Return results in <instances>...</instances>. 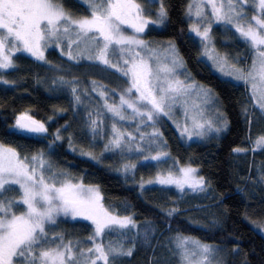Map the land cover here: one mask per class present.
Listing matches in <instances>:
<instances>
[{
    "label": "trees",
    "instance_id": "obj_1",
    "mask_svg": "<svg viewBox=\"0 0 264 264\" xmlns=\"http://www.w3.org/2000/svg\"><path fill=\"white\" fill-rule=\"evenodd\" d=\"M161 3L167 11L162 24L157 17ZM161 3L154 1L150 9L156 23H151L147 29V43L173 44L183 58L189 76L216 93L224 121H227L220 136L188 142L165 114L154 112V119H151L170 158L197 170L209 183L210 191L202 199L179 205L176 200L150 197L144 182L148 172L144 173L133 161L123 172L119 167L129 158L123 159L120 152L122 155H106L101 141L95 140L97 136H93L83 118V114L89 115L83 110L94 111L100 99L84 104L82 94L74 86L84 85L86 81L98 82L115 95L117 91L122 92L121 83L125 87L128 85L127 77L117 76L96 61L93 62L97 64L87 61L77 65L69 62L62 46L58 48L52 44L53 51L48 50L43 61L18 54L13 67L0 71V144L15 149L21 157H28L30 167H37L38 171L37 162L31 157L42 155L44 174L98 188L106 209L120 218H132L134 228L112 232L106 229L101 236L94 235L95 227L91 221L80 217L64 216L57 219L55 225H46L49 237H60L56 243L71 245L79 264H89L90 260L96 259L94 251L88 252L96 244H102L105 250L109 245L132 249L131 256L113 259L110 254L108 264H182L185 247L181 246L179 251L174 245L180 238L218 249L211 264H264V233L260 229L264 225V188L262 186L259 194L254 192L255 196H251L254 185L248 179L250 169L253 177L259 175L261 179L264 158L256 152L250 160V156L245 157L241 151L250 145L260 118L259 111L257 108L255 113L252 111L255 104L250 102L243 84L223 78L201 58L198 43L190 30L191 0H161ZM64 4L76 15H89L81 0H64ZM244 50L243 62L250 52L248 48ZM73 67L79 69L73 70ZM103 97L110 102L109 97ZM22 115L44 124L47 132L16 131V120ZM88 152L93 156H88ZM261 181L264 183L263 179ZM196 203L203 205L201 208L209 207L196 209ZM208 211L214 214L213 221L206 218ZM148 240L150 245L146 243ZM48 246L55 244L50 240ZM161 257L170 259L163 261ZM96 264L104 262L96 260Z\"/></svg>",
    "mask_w": 264,
    "mask_h": 264
},
{
    "label": "snow or ice",
    "instance_id": "obj_2",
    "mask_svg": "<svg viewBox=\"0 0 264 264\" xmlns=\"http://www.w3.org/2000/svg\"><path fill=\"white\" fill-rule=\"evenodd\" d=\"M156 2L161 3V0H156ZM205 2L211 6L212 14L217 21L227 18L231 23L228 14L242 17V12L238 10L237 5L242 9L248 0H235V3L233 0H227V12H224V5H217L215 0H201V4ZM81 3L88 4V16L74 14L65 7L64 0H0V68L13 67L12 52H26L37 60H44V42L59 40L61 36L68 37L72 32H75L77 37V40L72 43L86 40L99 45L102 42V47L96 49V58L104 64L110 63L107 57L109 49L114 45L119 46L120 52L126 50L124 46L147 48L143 40L135 35L126 36L123 31V26L126 25L135 33H142L149 23H156V21L144 18L143 9L137 0H81ZM258 7L264 15V0H258ZM191 10L192 6L189 5V13ZM201 14L202 8L198 4L196 15ZM157 17L161 24L167 18V11L162 3ZM252 21L255 26L250 24L246 30L238 26L237 31L256 50V59L253 61L247 78L252 81L253 95H258V103L264 109V18L257 15L252 17ZM192 31L204 40L210 39V25L203 31L193 26ZM169 48L174 53L171 61L172 67L161 66L157 63L154 69L150 63L151 57L145 59L140 52H134L131 60L123 61L125 65H130L126 69H119L124 76L130 75L131 77V87L126 89V93H131L135 89L139 95L133 101L125 99L122 95L120 106L108 105V111L124 119L121 115V108L127 105L134 113L141 116L146 115L151 120L154 112L166 115L167 101L175 99V94L187 92L190 88H201V94L206 99L211 97V91L203 89L202 86L184 85L179 80H168V74L173 73L176 67L183 66L174 46L170 44ZM113 51L115 52L116 49ZM68 54L71 57V51ZM111 66L116 67L115 64ZM239 71L241 70H237ZM161 73L165 74L163 82H161ZM237 78L245 77L238 76ZM137 102L147 110L141 111ZM198 127L203 128L204 125L201 124ZM226 127L227 121L225 120L223 128L226 129ZM14 128L16 131L29 133L47 132L44 124L26 115L16 120ZM113 130L116 135L111 144L120 148L123 135L115 129V125H113ZM215 131L219 132L221 128L218 127ZM57 138H59L58 135ZM256 143L257 146L264 145V136L258 138ZM162 156H167V153L145 157V159L158 161ZM28 159V157H21L15 149L0 144V264H79L71 245L56 243L60 237H49V231L46 230V225H55L56 218L60 215L71 216L73 219L81 217L91 221L95 226V236H101L106 229L112 232L135 227L131 217L120 218L112 215L103 206L98 188L85 187L83 183L74 184L71 181H64L57 186L52 176L46 178L44 174L45 162L42 155L31 157L33 162H37L39 171L37 167H30ZM127 167L125 166V170ZM132 167L135 166L132 165ZM195 171L191 167L184 168L181 169L182 176L179 179L169 173L167 177H159L157 182L175 184L181 189L186 184L189 187L202 188L203 178L194 179ZM12 185L19 186L18 199L4 196L5 192L12 191ZM21 206L23 209L19 213L14 210ZM50 240L55 244L54 247L48 246ZM188 243L194 244L199 251L202 258L200 264H204L214 251L211 246L201 244L199 241H182L181 246L185 247V259L189 261V264H191L189 256L196 255V251L189 252L186 247ZM93 251L96 259L90 260L89 264H96V260H102L104 264H108L110 254L113 259L118 256L132 255V249L125 250L122 245L119 248L109 245L105 250L102 244H96L94 249H88L89 253ZM80 255L83 256L84 253L81 252Z\"/></svg>",
    "mask_w": 264,
    "mask_h": 264
},
{
    "label": "rangeland",
    "instance_id": "obj_3",
    "mask_svg": "<svg viewBox=\"0 0 264 264\" xmlns=\"http://www.w3.org/2000/svg\"><path fill=\"white\" fill-rule=\"evenodd\" d=\"M154 1L155 3H157L156 0H137V3H139L143 9L144 18L151 21H155L154 18H152V13H150V9L153 8L152 4L154 3ZM215 2L217 3V5L223 4L224 12H227V0H215ZM233 2L235 3V0H233ZM85 4L88 8V4ZM198 4L201 5L202 8V14L200 16L196 15ZM190 5L192 6V10L190 13V30L193 37L196 39V42L198 43L201 58L210 66L213 71L218 73L223 78L235 84H243L247 90L250 102L253 101L255 104V107H253L252 111H254L255 113L256 108L258 109L257 111H259L258 115L260 116V118L255 124V132L254 136L250 138V145H248V148L244 150L242 149L241 151L245 157L250 156V160L251 158L254 159L253 154H255L256 152L264 158V145L257 146L256 143L258 138L264 136V109H262L258 103V95H253L252 81L247 78V74L251 69L253 61L256 59L257 54L251 43L246 40L239 31H237L238 26L244 28L245 30L250 24H252V26H255L254 22L252 21L253 16L261 15V18H264V15L261 14V10L258 7V0H255V3H253V0H248V3L244 5L242 9H240L239 5H237L238 10L242 12V17L235 14H228L231 18V23L228 22L227 18L217 21L215 16L212 14L211 6L206 2L201 4V0H191ZM150 24L151 23L148 24V26L142 33H135L133 29L127 27L126 25L123 26V31L126 36L135 35L138 39L145 42L147 48L137 46H124L126 50L120 52L118 50L119 46L114 45L109 49V55L107 57L110 61L109 64H104L101 60L96 58V49L98 47H102V42L99 45L93 44L92 42L86 40H79L77 43H72V41L77 40L75 32L70 33L68 37L61 36L59 40L53 39L44 42V57H46L48 50L53 51L52 48L54 46H51L52 44H54L58 48H61L62 46L65 49L64 51L67 56L66 58L69 60V62H75V64L77 65V63L79 64L80 62L87 63V61H91L92 63H95L93 61H96L104 66L107 70L115 73L119 77H123V72L119 69H126L130 66L125 65L123 61L131 60L133 58L134 52H140L141 56H143L145 59H149V57H151L150 63L152 64L154 69L157 66V63H159L161 66L167 65L168 67H172L171 61L174 58V53L169 48L170 42H162L159 44H152L151 42L147 43L145 36ZM209 25V40H204L202 37L197 36L196 33L192 31L193 26L199 27L201 31H203V29L205 27H208ZM171 45L173 46V44ZM9 47H11V45H9ZM245 48H248L250 52L246 54V59L243 62L242 57L245 53ZM113 49H116V51L114 52ZM69 51H71V57L68 54ZM18 54L28 55L32 58H35L34 56L26 52H12V63L15 57L19 56ZM90 56L92 58H89ZM180 59L183 62V66L176 67L173 73L168 74V80H179L184 85L202 86L203 89L210 90L212 95L209 99H206L201 94V88L197 87L190 88L187 92L175 94V99H169L165 105V112L167 113L165 116L169 117V119H171L175 123L178 130L188 142L194 141L198 138H201L203 141L213 136L216 138L220 136V132L224 130V117L222 115L220 103H216V101H218L216 99V93L210 88H206L194 81V79L189 76V72L185 66L183 58L181 57ZM112 64H115L116 67H112ZM185 68L188 74L186 73ZM2 69L3 68H0V71H3ZM72 69L76 70L79 68L73 67ZM237 70L241 71L237 72ZM164 76L165 74L161 73V82H163ZM238 76H243L245 78L238 79ZM126 77L128 79H123L128 82V85L125 87L121 83L122 92L119 93L117 91L115 95L111 92V90L105 87L106 85L103 86V84L98 82L96 84L94 82L88 83V81H86L84 85H81L79 83L78 86L69 85L76 87L75 90H78L79 94H82V99L83 101H85L84 104L89 103V101L93 102V100L98 98L100 99V102L97 103V108L94 111L83 110V112L89 113V115L87 113L83 114V118L84 120H86L85 123L90 126V131H92L91 133L93 134V136H97L95 140L101 141L100 145L102 149L106 151V155L109 154L110 156V154L116 153L118 155L123 154V159L124 157L125 159L129 158V160L124 161L121 167H119L122 168L121 170L123 172L126 171L125 166L129 165L130 161H133L134 164L137 163L138 165H140L141 169L144 170V173L148 172V175H146V179L144 181L145 183H147L146 185H148L145 190L148 196L153 198L156 197L158 200L161 199L162 201L176 200L175 203H178L179 205L182 202H192L202 199V196L210 191L209 183H206L205 180H203L204 184L202 188H193L189 187L186 184L183 189L177 187L175 184H160L157 182L159 177H167L169 173H171L174 178L179 179L182 176L181 169L188 168L190 166L175 163L170 158L162 136L159 135L158 130H156V127L152 125V121L149 120L146 115L141 116L134 113L131 108L127 107V105L121 108V115L124 116V119H120L119 116H116L112 112L108 111V105L120 106V97L122 95L125 97V99H128L130 101L135 100L139 95L135 91V89H133L131 93H126V90L124 92V89L131 87V77L130 75ZM113 78L115 77L113 76ZM154 83L156 82L154 81ZM132 93L134 94L132 95V97H130L129 95ZM103 96L109 97L110 102ZM137 106L141 108V111L147 110L139 102H137ZM148 107L150 108V106ZM85 116H87V118ZM152 119H154V117ZM201 124L204 125L203 128L198 127V125ZM113 125H115V129L123 135L120 148H116L111 144V141L116 135V132L113 130ZM218 127L221 128V131L219 132L215 131V129ZM248 149L250 150V152H247ZM119 152L122 154H119ZM162 153H167V156H162L161 160L157 161L145 159V157H152ZM87 155L90 157L93 156V154H90V152H88ZM142 161L146 162V164H140V162ZM45 176L46 178L49 177L46 174ZM52 177L56 180L57 186H59L60 183L64 182L63 180H58V178L54 175H52ZM193 178L200 179L202 178V176L196 170L193 173ZM248 179L249 182L253 183L254 185V187H252L250 190V195L255 196V194H259L260 188L262 189V186L264 188V183L261 181V179H263L264 181V172L260 179L259 175L257 177H253L252 170L250 169ZM68 181H71L74 184L80 183L73 180ZM149 181H152V183H149ZM11 188L12 191L4 193L5 198L16 197L18 199L20 195V192L18 191L19 186L12 185ZM202 206L201 204L196 203L194 208L203 209L209 207L205 206L201 208ZM22 209L23 206H21L19 209L14 210L19 213V211ZM107 210L110 212L109 209ZM110 213L112 215H115L113 212ZM213 215L214 214H211V212L208 211V213L206 214V218L210 219V221H213ZM63 217V215H60L56 218V220ZM260 229L264 233V225H262ZM46 230L49 231V229L47 228ZM181 240L184 241L187 239L180 238L174 244L175 248L179 249V251H181ZM146 243L147 245H150V240H148ZM173 243L174 242H172V245ZM186 247L190 252L193 250L196 251V255L189 256L191 264H200L202 258L199 254V251L195 248V245L192 243H188ZM213 249V253L208 256V260L205 261L204 264H211L214 261V258L218 254V249ZM160 259H162L163 261H169L167 259H170V257H161ZM78 260L82 261L83 259L78 258ZM182 264H189V261L185 259V254L184 258H182Z\"/></svg>",
    "mask_w": 264,
    "mask_h": 264
}]
</instances>
